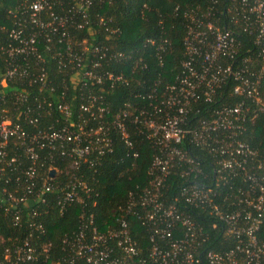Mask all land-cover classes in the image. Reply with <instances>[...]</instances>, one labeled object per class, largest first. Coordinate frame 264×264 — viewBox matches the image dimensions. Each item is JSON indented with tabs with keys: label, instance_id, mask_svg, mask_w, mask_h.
Wrapping results in <instances>:
<instances>
[{
	"label": "built area",
	"instance_id": "obj_1",
	"mask_svg": "<svg viewBox=\"0 0 264 264\" xmlns=\"http://www.w3.org/2000/svg\"><path fill=\"white\" fill-rule=\"evenodd\" d=\"M206 1L185 13L180 72L153 83L141 77L149 53L118 49L122 27L97 10L112 0H0V210L28 229L0 264L49 256L38 240L51 202L82 207L78 233L64 239L69 264H264V149L245 139L264 113V0ZM139 134L156 148L148 181L100 230V168L118 144L138 156ZM130 216L147 227L148 248ZM222 237L234 244L211 248Z\"/></svg>",
	"mask_w": 264,
	"mask_h": 264
},
{
	"label": "trees",
	"instance_id": "obj_2",
	"mask_svg": "<svg viewBox=\"0 0 264 264\" xmlns=\"http://www.w3.org/2000/svg\"><path fill=\"white\" fill-rule=\"evenodd\" d=\"M230 0H222L227 4ZM209 3L206 0H112L98 5L100 13L111 14L116 22L122 27L123 34L117 40V48L124 51L141 49L149 53L148 74H141L142 78L150 77L149 80L156 82L160 79L173 81L180 72L181 62L185 58L184 37L187 32L188 18L185 13L191 9L206 7ZM8 3L0 6V23ZM201 13V12H200ZM152 38L156 43L150 44L146 40ZM165 42L166 49H159V44ZM165 48V47H164ZM159 52L162 54L163 63L160 62ZM264 93V81H263ZM226 96L230 92V87L225 86ZM122 98L116 94L113 98V105L117 108L122 103ZM232 100V99H231ZM233 99L232 102L236 101ZM138 143L135 144L139 152L138 156L128 154L123 144H118L112 154L105 158L104 164L98 174V195L95 196L97 204L92 210L95 214L96 224L100 230L116 226V218L120 215L119 205L126 202L128 192L137 184L147 183L146 170L150 165L156 148L146 140L144 135L137 136ZM245 139L252 145L264 149V113H258L253 120L248 123V131ZM196 151L205 161L207 172L210 171V157L197 147ZM170 190L175 189L180 179L172 176L169 184H173ZM170 194V193H169ZM44 213L46 231L38 240L39 244H49V256L42 257V260L34 264H69L66 260L68 251L65 249L64 239L78 233L81 226L80 204H74L65 211H59L58 207L51 202ZM130 227L134 238L142 244L144 248L150 246L149 232L146 226L137 218L130 216ZM28 235L25 225H14L10 215L0 210V237L4 240L0 244V258L6 246H12L18 240H22ZM234 244L232 239L222 237L211 243V248L228 249ZM68 246V245H67ZM72 264H84L82 260H76Z\"/></svg>",
	"mask_w": 264,
	"mask_h": 264
},
{
	"label": "water",
	"instance_id": "obj_3",
	"mask_svg": "<svg viewBox=\"0 0 264 264\" xmlns=\"http://www.w3.org/2000/svg\"><path fill=\"white\" fill-rule=\"evenodd\" d=\"M53 173H55V171H53Z\"/></svg>",
	"mask_w": 264,
	"mask_h": 264
}]
</instances>
